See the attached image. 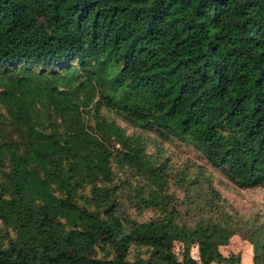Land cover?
I'll use <instances>...</instances> for the list:
<instances>
[{
    "label": "trees",
    "instance_id": "obj_1",
    "mask_svg": "<svg viewBox=\"0 0 264 264\" xmlns=\"http://www.w3.org/2000/svg\"><path fill=\"white\" fill-rule=\"evenodd\" d=\"M215 172L264 189V0H0V264H264Z\"/></svg>",
    "mask_w": 264,
    "mask_h": 264
},
{
    "label": "rangeland",
    "instance_id": "obj_2",
    "mask_svg": "<svg viewBox=\"0 0 264 264\" xmlns=\"http://www.w3.org/2000/svg\"><path fill=\"white\" fill-rule=\"evenodd\" d=\"M165 149L169 156H171L177 163H182L187 159H193L199 163L196 153L186 147L174 146L171 143L165 144ZM154 151L155 148L152 147ZM216 188L238 211L244 215H250L254 212L264 213V189L257 188L254 190H241L229 185L225 182V179L217 172ZM175 253L180 260H188L191 258H197V249L188 248L179 243L175 244ZM221 252L224 256L228 257L231 254L240 255L242 260L241 264H247L251 262L253 254V247L250 243L242 240L240 237L235 236L230 240L227 246L221 247ZM250 257V258H249Z\"/></svg>",
    "mask_w": 264,
    "mask_h": 264
},
{
    "label": "crops",
    "instance_id": "obj_3",
    "mask_svg": "<svg viewBox=\"0 0 264 264\" xmlns=\"http://www.w3.org/2000/svg\"><path fill=\"white\" fill-rule=\"evenodd\" d=\"M221 250V249H220ZM222 253V252H221ZM250 258V257H249ZM252 259H253V254H252V257H251V262L249 261L247 264H252ZM243 262H244V257H243V260H242ZM212 264H216V263H212Z\"/></svg>",
    "mask_w": 264,
    "mask_h": 264
}]
</instances>
